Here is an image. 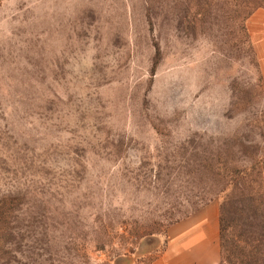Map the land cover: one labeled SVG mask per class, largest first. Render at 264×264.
Masks as SVG:
<instances>
[{"label": "rangeland", "instance_id": "1", "mask_svg": "<svg viewBox=\"0 0 264 264\" xmlns=\"http://www.w3.org/2000/svg\"><path fill=\"white\" fill-rule=\"evenodd\" d=\"M259 11L0 0V264H152L201 218L264 264Z\"/></svg>", "mask_w": 264, "mask_h": 264}, {"label": "crops", "instance_id": "2", "mask_svg": "<svg viewBox=\"0 0 264 264\" xmlns=\"http://www.w3.org/2000/svg\"><path fill=\"white\" fill-rule=\"evenodd\" d=\"M249 21V31L251 29L250 34L258 51L264 47V12H255ZM216 219L209 222L201 218L196 223L185 221L175 225L169 230L171 232L164 251L152 264H219V229ZM173 231L176 233L172 234Z\"/></svg>", "mask_w": 264, "mask_h": 264}]
</instances>
